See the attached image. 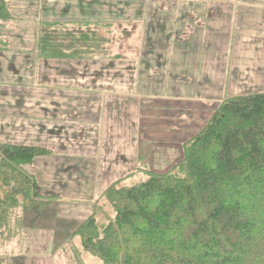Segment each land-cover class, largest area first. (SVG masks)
Instances as JSON below:
<instances>
[{
  "label": "trees",
  "instance_id": "trees-1",
  "mask_svg": "<svg viewBox=\"0 0 264 264\" xmlns=\"http://www.w3.org/2000/svg\"><path fill=\"white\" fill-rule=\"evenodd\" d=\"M12 19L0 0V24ZM43 27V59L106 58L111 39L99 34L100 23ZM52 156L48 148L0 144V236L14 210L37 206L27 167ZM145 174L103 193L115 217L101 225L92 214L79 225L74 235L85 252L105 264H264V91L226 99L184 144L183 159Z\"/></svg>",
  "mask_w": 264,
  "mask_h": 264
},
{
  "label": "crops",
  "instance_id": "crops-1",
  "mask_svg": "<svg viewBox=\"0 0 264 264\" xmlns=\"http://www.w3.org/2000/svg\"><path fill=\"white\" fill-rule=\"evenodd\" d=\"M6 1L14 18L0 24V78L2 77L6 87L0 91V136L4 139L3 143L48 149H53L52 144L66 145L71 140L64 142L65 135L61 130L73 129L69 123L76 120L74 121L70 112L73 106L64 107H69L68 98L75 96V78L84 80L89 78V73L86 76L80 75L81 77L68 72L60 74L59 64L53 67L52 63L65 61L67 70H75L76 62L81 64L83 61L40 59L37 57V39L44 28L43 24L71 16L76 0ZM79 1L84 3L86 0ZM158 1H162V10L159 12L161 19L154 22L153 18V24L145 25V29L162 34L164 54L158 63L162 69L157 68L162 78L157 81L154 79V82L146 78L138 80V76L132 79L130 104L131 113L135 112L136 131L131 132L130 138L137 144V130L147 128L143 120L152 118L162 124L159 130H155L156 135H159L157 143L176 140L185 144L193 138L188 137L192 128H204L226 99L264 91V0ZM78 8L84 10L81 4ZM134 11L132 16L140 18V14L136 15ZM147 12L149 15L152 11ZM157 13L155 11L151 16L155 17ZM137 22L142 23L139 20ZM13 32L19 34L18 42L8 41ZM157 43L154 47H159V42ZM36 66L40 67L38 72ZM50 68L54 69L52 76L47 73ZM32 72L34 74H30ZM150 72L155 75L153 69ZM7 74H16L17 77L9 79ZM133 75L135 76L134 72ZM28 81L38 82V88L33 87L32 94L31 89L28 90L26 86ZM24 82L25 94L22 91L12 92V88L18 86L22 90ZM143 82L146 94L145 98L140 99ZM86 89L89 91V88ZM60 98L67 101L61 103L62 106ZM140 108L143 110L140 111ZM141 113L146 117L141 119L140 127ZM65 120L66 126L60 124ZM131 126L134 128L133 122ZM15 128V134L7 131ZM178 129L182 136L185 134L179 139ZM74 140L82 141L83 138L77 137ZM137 148L139 150L138 144ZM54 158L62 163H69L63 164V175L68 176V173L72 174L77 168L70 155L59 153ZM46 159L37 160L35 165L44 163V166H49V160ZM150 159L151 155L146 160ZM133 161L132 158L131 163ZM60 171L62 170L59 173ZM35 181L39 192L45 185V180L43 176L35 174ZM56 183L52 181L51 187ZM58 183L64 190L69 187L68 183ZM110 186L104 188L102 194ZM52 191L47 197H53L54 190ZM73 200L77 201L75 203L78 206L75 207L82 214L76 218L84 221L92 215L93 199L82 201L77 197Z\"/></svg>",
  "mask_w": 264,
  "mask_h": 264
},
{
  "label": "rangeland",
  "instance_id": "rangeland-1",
  "mask_svg": "<svg viewBox=\"0 0 264 264\" xmlns=\"http://www.w3.org/2000/svg\"><path fill=\"white\" fill-rule=\"evenodd\" d=\"M157 3L158 5H155ZM80 4L83 5L84 10L78 8ZM7 6L10 11L8 3ZM74 6L75 9L71 16L65 19L61 17L57 22L78 25L89 22L100 23L102 29L99 28V34L101 36L110 34L111 44L108 46L105 59L95 57L91 60H72L84 62L81 64L76 62L75 70H67L65 61L52 63L53 67L59 64L60 74L68 72L79 77L89 73V78L84 80L75 78V96L68 98L69 107L63 106L64 108L73 106L70 112L76 121L69 123L73 129L71 127L61 130L65 135L64 142H68L69 139L71 141L66 145H51L54 149L50 148L53 156L46 159L49 160L47 161L49 166H44V163L39 166L35 165L40 158L35 160L32 166L27 167L29 174L34 179L35 174L39 177L43 176L45 185L41 191L35 190L37 201L35 208L28 211L18 208L12 212L11 225L0 236V264H105L99 258L85 252L80 236L74 235L79 225L85 220L76 218L82 214L78 213L75 207L78 206L75 203L77 201L73 199L77 197L82 201L93 199L91 201L94 202L92 214H96L97 220L102 225V223H107L108 219L115 217L114 210L103 198L102 190L104 188L118 180H122L123 185L132 187L147 180L145 170L165 173L184 157V143L180 144L176 140L157 143L159 135H156L155 130L157 128L159 130L162 124L152 118L143 120V124L147 125V128L137 130L139 150L136 142L130 138L131 132L136 131L134 127L135 112L131 113L130 104L132 79L134 80L138 76V80L146 78L154 82V79L157 81L162 78L157 71V68L162 69L158 65L164 54L162 34L148 32L145 29V25L153 24V18L154 22L161 19L159 12L162 10V1L86 0L81 3L76 0ZM133 10L136 15L139 13L141 17L138 19L133 17ZM148 10L152 11V14L155 11L158 13L152 17L151 13L148 15ZM10 13L12 15L11 11ZM105 25H109L111 33ZM77 28L82 30V27L79 26L71 27V30ZM19 40V34L15 32L8 39L13 42ZM157 42H159V47H154L158 45ZM37 53V57L43 59L38 50ZM39 68L36 66V72ZM148 69L150 71L153 69L155 75ZM53 70L50 68L47 73L52 76ZM30 74H34V72ZM6 77L13 79L17 75L7 74ZM1 78L0 91L6 89ZM139 82L141 83V81ZM36 83L38 82L28 81L26 83L28 90L31 89L30 94H32L33 87L37 86L36 88H38ZM26 86L24 82L22 90L18 86L12 88V92L22 91L25 94L24 87ZM86 88H89V91ZM144 88L146 86L143 82L141 89L143 94L139 96L140 99L145 98L146 90ZM59 102L62 106L61 103L67 101L60 98ZM141 110L143 109L140 108ZM143 117L146 115L141 113L139 116L140 127ZM132 122L134 128L131 126ZM60 124L66 126L67 120ZM202 129L203 127H193L188 137H194ZM16 130L17 128L7 129L11 134H15ZM178 132V139L185 136V134L184 136L180 134V129ZM77 137L83 138V140L75 141L74 139L77 140ZM0 141H2L0 144L4 141L1 136ZM59 153L72 156V162L77 167L72 174L68 173V176L62 174L63 164L69 163L56 160L54 155ZM150 155L151 159L147 161L146 159L150 158ZM132 158L134 159L133 163H131ZM59 170H62L61 173ZM52 181L57 183L51 187ZM60 181L63 182V185L68 183V189L64 190L63 186L58 183ZM52 190H54L53 197H47L49 192H53Z\"/></svg>",
  "mask_w": 264,
  "mask_h": 264
}]
</instances>
